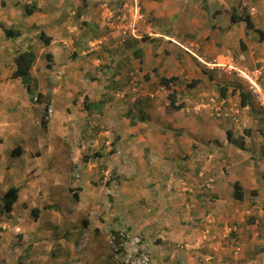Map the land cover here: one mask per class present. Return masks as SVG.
Returning a JSON list of instances; mask_svg holds the SVG:
<instances>
[{
	"label": "rangeland",
	"instance_id": "1",
	"mask_svg": "<svg viewBox=\"0 0 264 264\" xmlns=\"http://www.w3.org/2000/svg\"><path fill=\"white\" fill-rule=\"evenodd\" d=\"M10 1L12 5H7V8L11 9L15 7V0ZM44 1L47 6L56 3L54 0H41V3ZM108 1L102 2L106 4L100 12L98 3L90 12L95 18L99 15L100 23L90 20L94 19L93 16L88 18L90 23L78 20L80 9L72 15L75 22L71 32L78 36L79 27L86 39L82 43L75 39L64 47L69 57L81 59L72 68L77 76L73 74V77H61L55 81L63 88L68 83L74 85L70 99H67L71 104L65 102L67 96H64L61 109L58 107L55 116L53 114L55 132L42 122L34 127L35 107L32 114L16 111L11 115L10 121L21 120L23 131L30 135L54 133L60 139L55 140L50 148L40 147L49 151L45 159L54 155L57 162L53 167H49L48 162L42 163L43 166L39 164L37 192L27 201L30 205L18 204L21 209L28 210L26 221L22 215L17 225L11 223L15 217H8V211H2L4 202L0 203V264H122L123 261L139 264L145 258L148 264H217L218 254L227 261L225 254L229 252L224 249L231 246L232 260H236V264H242L239 258L243 253L248 256L256 250L264 258V163L262 168L256 167L257 186L247 189L242 200L235 198L232 182L235 178L228 175L235 166L234 174L237 172L240 177L243 172L245 164L240 162L247 159L249 153L242 151L245 147H240V143L243 142L244 129L252 126L245 127L240 123L241 133L237 132L239 136L231 142L233 149L219 150L217 157L213 148L215 144L207 143V135L221 131L211 128L206 122L207 118H219L216 113L213 115L214 104L209 103V99L217 96L222 86L238 92L239 76L235 72H226L227 67L223 65L215 67L216 61L225 62L224 54L210 58L204 55L208 63L197 57L198 50L203 51L207 43L205 35L200 39H189L188 45L181 44L183 37L177 23L181 14L165 18L154 15V7L158 8L169 0H152L154 13L149 16L145 14L143 0H139L141 16L127 34L124 33L125 26L115 21L120 5L115 6L114 0ZM132 1L126 7H130L129 10H125L131 18L136 8V2ZM174 4L186 9L196 6L198 10L190 19L195 31L200 29L203 32L213 22L211 10L204 9L206 0L185 3L176 0ZM5 5L0 0V8ZM54 20L51 15L48 26L43 29L50 32ZM149 22L155 30L176 35L181 41L171 36L152 34L147 28ZM18 26L19 22H16L14 27ZM38 29L39 35L42 29ZM216 38L220 41L215 40V48L222 45V38ZM8 39L13 45L20 43L15 38ZM31 48L40 56L38 63L41 61L39 66H42L46 59L43 53L47 49H43L40 37L37 42L33 41ZM214 57L218 58L212 59ZM213 66L215 69H211ZM173 75L178 79L168 89L162 85L160 77ZM199 75H206L208 80L203 84H210L209 87L193 84ZM53 78L55 80L57 76L54 74ZM68 79L71 81L67 82ZM132 79L137 83H132ZM172 89L177 91V103H185L180 110L169 108L168 94ZM85 96L89 101L104 99V107L89 113L83 106ZM2 98L0 91V100ZM42 99L48 101L46 104H52L46 96ZM114 101H119L122 107L115 109ZM255 106L264 124V111ZM27 111L31 113V110ZM67 114L74 116L72 121L58 122ZM130 115L136 118V123L144 116L143 122L148 125L145 130L151 131L150 134L146 135L143 129H135L136 132L129 135L136 139L124 141L122 133L127 131L128 124L124 123L123 117ZM152 125L154 127L150 128ZM258 130L264 131V127ZM255 131L252 127L249 133L253 135ZM209 140L217 139L211 136ZM12 143L18 144L11 140L5 142L9 146ZM253 144V149L248 148L255 160L252 162L250 158L249 161L256 166L258 158L254 153L257 155L259 152ZM259 147L264 152V139L259 141ZM40 154L39 150L36 155ZM260 158L264 161V156ZM206 165L215 171L221 168L224 176H229L224 181L218 179L223 187L219 194L213 188L208 189L207 180L200 179L199 172ZM34 174H29L28 179ZM214 180L216 182L217 178L207 183L212 184ZM36 207L43 213L34 220L31 212ZM71 230L77 233L73 239H69ZM112 231L117 233L112 234ZM32 232L34 236L31 238L29 233ZM219 232H224V236ZM242 232L247 236L248 250H244V242L238 237ZM257 240L262 244L261 250L260 245L256 247ZM220 241H223L222 245ZM123 243L125 252L118 253L115 245L120 247ZM215 243L220 248L217 246L216 249ZM132 255H135L133 260ZM227 262L234 264L233 261ZM259 263L264 264V259Z\"/></svg>",
	"mask_w": 264,
	"mask_h": 264
},
{
	"label": "crops",
	"instance_id": "2",
	"mask_svg": "<svg viewBox=\"0 0 264 264\" xmlns=\"http://www.w3.org/2000/svg\"><path fill=\"white\" fill-rule=\"evenodd\" d=\"M2 1V0H1ZM56 3L55 5L47 6V2L44 1V3H41V0H15V7L7 8V5L11 6L12 1L8 2V0H4L5 6H1L0 8V91L3 94V98L0 100V203H3L2 196L12 187H19V197L18 200L15 202L13 210L8 212V217L14 216V221H11L13 224H18L17 221H19L20 216H24V220L26 221V211L18 207V204L21 205H30V202H27L29 199H32L33 195L38 190V182L37 178L39 175L36 174L39 168V164L45 165L47 162L49 167H53L56 164V159L54 155L48 156L47 159H45L46 152L48 153V149L43 150L40 148L42 145L44 147H52L54 146L55 140L59 141V137L54 135V133L49 134L47 136H40L39 134H28L26 131H23V127H21L22 121L17 119L16 121L11 122L12 114H14L16 111H18L20 114H32V110L35 107L36 115H34V127H38L41 124L42 117L47 109V102L45 99H42L43 96H46L49 101L52 102V109L54 114L58 111V107H60V104H64V96H67L66 103L71 104V101H67V99H70V92L74 88V85L71 83H68V86L63 88L60 84H57L59 78L61 77H73L77 76L76 70L72 69L76 66V62L78 63V59H73L68 56V52L64 49V47H67L70 43V41H75V39L78 40L79 43H82V40L86 39L85 34L82 32V30L78 27L79 35L75 36L70 30L72 28V24L75 22V17L73 18L72 15L80 9V15H78V20H81L85 24V21L90 23V20L96 22V20L100 23L102 20L99 18V15L95 18L93 14L91 15L90 12L93 11L95 6H97L96 3L99 4L100 8L98 12L101 11L102 6L106 3H102L104 0H86V2H79V0H54ZM115 6H118L119 8L116 11L115 21H119L120 25L129 27V25H132L131 17L128 12L125 10L128 5H130L133 1L132 0H114ZM176 0H169L166 4H162L161 6L154 7V1L152 0H143L145 8V14L146 15H154L156 17L165 18L167 16H173L176 13L181 14L179 15L177 23L181 32L182 43L188 45L190 43L189 39L196 38L200 39L201 35H205L206 41L205 46L203 48V51L198 50V54L196 53L197 57L201 58V60L206 61L205 63H208V58L204 57V55L208 56L209 58L214 56L215 54H219L223 56L224 61L226 62V65H238L239 67L244 68H259L262 72V75L264 77V39H261L260 30L264 31V0H222V2H219L218 0H206V6L205 10L210 9L212 14L213 22L211 25L207 27V29H204L202 32L200 29L198 31H195V27H193V22L190 21L191 18L194 17L195 13L198 9H196V6H188V9L186 7H176L175 3ZM184 3L190 2L191 0H181ZM213 1V2H212ZM111 2L110 0L108 1ZM10 3V4H9ZM29 4L33 9L32 14H28L26 12V5ZM44 4V6H43ZM124 8L122 9V5ZM113 5V4H112ZM83 6V8H82ZM156 9L154 10L153 9ZM208 8V9H206ZM76 9V10H75ZM154 10V12H153ZM119 11H123L119 13ZM222 13H220V12ZM246 12L245 15H249L251 18V21L254 25L253 28L247 27V22L245 20H237L234 21L232 18V14L236 13L242 17L243 12ZM98 13L97 11H95ZM216 12V13H215ZM6 13H9L7 15ZM58 13V14H57ZM54 16V22L52 23L51 31L48 32L46 29H43L44 26L47 25V21L49 22L50 16ZM94 17L90 18V17ZM90 18V20L88 19ZM218 19H220V22H218ZM101 20V21H100ZM19 22L18 27H14L15 23ZM104 22V21H103ZM83 23L81 25H83ZM97 23V22H96ZM50 25V24H49ZM152 24L149 22L147 28L148 31L152 32V34L155 35H163L165 37H175L179 42L181 39H178L176 35H169L162 33L161 30L154 29L151 27ZM176 26V24H175ZM76 27V25H75ZM132 26H130L128 29H130ZM206 28V26H203ZM41 28L45 33L49 36H51V42L48 45H45L43 43V49H47L44 51L43 54H46V51H50L53 54V66L52 68H48L47 66V59H45L42 62L38 63V58L40 57L36 52V59L35 62L30 70L31 76L36 82V84L33 86L34 91L29 92L26 88V85L23 83L22 79L20 77H13V72L16 70V56L18 52L30 49L32 47L33 41H38V33L39 29ZM94 28H97L96 25H94ZM145 28V25H144ZM9 29H13L16 32H19L20 34L18 36H7L6 32ZM133 29V27H132ZM135 30V29H134ZM129 31V30H128ZM154 31V32H153ZM41 32V31H40ZM156 32V33H155ZM240 32V34H239ZM35 33V35H33ZM239 34V37L237 38L236 35ZM259 35V36H258ZM34 36V37H33ZM216 36H219L221 39V44L217 48L214 47L215 40H219L216 38ZM32 37L34 38L32 40ZM37 37V38H36ZM8 38H15L20 43H16L13 45L12 42H10V39ZM220 41V40H219ZM189 42V43H188ZM188 43V44H186ZM24 44V45H23ZM204 44V43H203ZM46 57V56H45ZM218 57H214L212 59H216ZM204 58V59H202ZM81 59V58H80ZM210 59V60H212ZM210 67V66H209ZM60 72V73H59ZM228 73L233 74L231 70H228ZM51 74V77L49 75ZM54 74L57 76V78H53ZM169 77V76H167ZM200 84L209 87L210 84H203L207 83L208 80L206 78V75H199L198 78ZM56 81V82H55ZM71 80L68 79L67 82H70ZM215 81V79H214ZM212 81V82H214ZM65 89V92H63ZM61 92L63 93V96H61ZM226 106L230 107L232 103L234 102H240V97L238 95V92H232L231 88H228L227 95H226ZM66 105V104H65ZM113 107L116 109V107H122L121 103L119 101L113 102ZM61 109V107H60ZM27 110H31V113ZM62 110H65L62 108ZM10 111H13V113H10ZM38 112H40L38 114ZM120 111L119 113H121ZM34 114V113H33ZM54 116L51 115L49 120L46 123H42L43 125H46L52 132H55V125H53ZM72 114H67L66 116L63 115V117L58 122L66 121H72L73 119ZM262 116L259 115V112L256 110V106L254 107L253 103L247 104L246 106H243L241 109V112L239 114L238 118H207L206 122L208 125L211 126V128H215L217 130H221L219 132H212L209 136L207 135V143L208 144H215L214 147V154L217 157V152L219 150H228L233 149V141L235 140H229L228 135L229 133L232 134V137L236 138L239 136L237 132L241 133L240 130V123H244L245 127L252 126L255 134H250L249 130H252V127L244 129V134L242 136L243 143L245 149L242 151L248 152L249 156H247V159L241 161L240 163L245 164L244 169L241 172V176L239 177L236 172L234 174V168L228 172V175L233 176L235 179L232 181L235 183L236 181L241 184L244 191V196L247 189H253L258 184V174H257V166L259 165L260 168H262V164L264 163L263 159L260 157L264 156V152L259 147V141L261 139H264V131H259V127L262 129L264 127L263 120H261ZM124 123L128 124L127 131L122 133V138L124 137V141L127 140L131 141V139H136V137H130V133H135V129H143L144 133L146 135H149L151 131H146L145 128L148 129V125L146 122L139 121L134 125L130 124V117H123ZM239 120V122H238ZM15 122V123H14ZM57 122V123H58ZM56 123V124H57ZM18 125V128L16 129V126ZM119 127V126H118ZM154 127L153 125L150 127ZM123 129V128H122ZM141 135L140 131H138ZM155 134H157V131H154ZM215 137L216 141H210V137ZM192 137H197L195 135H192ZM8 140L18 142V144L12 143L11 146L6 145L5 142ZM232 142V143H231ZM253 142L255 143L257 147V152L259 154L254 155L258 158L256 160L257 165L250 163L251 155V149L254 146ZM46 143V144H45ZM20 145L22 147V153L20 155L13 156L11 154L12 150ZM250 147L251 149H249ZM176 148V147H174ZM211 148V147H210ZM40 150V155L37 156L36 154ZM250 151V152H249ZM261 152V153H260ZM247 153V154H248ZM52 154V153H51ZM54 157V159H53ZM245 157V156H244ZM17 159V161L15 160ZM62 159L66 161L64 154H62ZM252 162H254L255 157L251 158ZM15 160V161H14ZM56 161V162H55ZM218 163V162H217ZM239 164V163H238ZM236 164V165H238ZM41 165V166H43ZM203 170L199 172V176L201 180H207L206 185L210 188H213V191L219 194L221 189L223 188L218 183V179L221 181H224L225 179H229V176L225 175V172L220 168L217 169V171L212 170V168L202 167ZM35 172V176L28 179L29 174H33ZM213 172V175L217 178V181L209 184L207 183L210 180L215 179L213 175H211ZM228 176V177H227ZM262 176V175H261ZM204 178V179H203ZM213 185V186H212ZM40 187V186H39ZM31 189V190H30ZM234 190V187H233ZM212 191V189H211ZM224 209H222L223 211ZM50 212V211H48ZM43 211L39 213V216ZM52 213V212H51ZM38 216V218H39ZM37 218V219H38ZM17 219V220H16ZM31 219V218H30ZM34 219V218H33ZM34 219V220H37ZM216 220L215 218H212ZM72 231V230H71ZM70 232V231H69ZM68 232V233H69ZM218 233V232H217ZM221 235L224 232H219ZM29 237L34 236V232L29 233ZM177 234V233H176ZM175 234V235H176ZM225 234V233H224ZM223 234V236H224ZM71 237L69 239H73L77 236V233L72 231L70 232ZM175 235L173 237H175ZM37 237V235H35ZM240 240H242L244 243V250H248V239L247 236L243 235L242 233H239ZM42 236L39 238L41 239ZM174 240H176L174 238ZM254 241V240H252ZM256 247H258L261 242L259 240L255 241ZM219 244H223V241H220ZM219 244L215 243L213 244L214 247L217 249V246L220 248ZM242 245V246H243ZM262 245V244H261ZM261 245L259 246V250H261ZM223 247V246H222ZM232 248V246H231ZM231 248L227 247L225 256L227 258V261H233L234 264L237 263L236 260H232L233 256L231 253ZM235 248V247H233ZM260 252V251H259ZM257 250L254 252H249L250 255L245 256L243 253L240 256V260L242 264H251L253 262L259 263L262 259H264L261 256V252L259 253ZM216 254L217 251H216ZM234 254H237L234 253ZM264 253L262 252V255ZM235 259H238L236 255H234ZM218 261V262H217ZM225 258H223L221 255L218 254V259L216 260L217 264H230L227 261H225ZM235 261V262H234ZM244 261V262H243ZM260 264V263H259Z\"/></svg>",
	"mask_w": 264,
	"mask_h": 264
},
{
	"label": "trees",
	"instance_id": "3",
	"mask_svg": "<svg viewBox=\"0 0 264 264\" xmlns=\"http://www.w3.org/2000/svg\"><path fill=\"white\" fill-rule=\"evenodd\" d=\"M81 1L82 2H86V0H81ZM2 3H3V5L5 4L4 0H2ZM33 11H34V9L29 4H27L26 5V12L28 14H32ZM78 15H80V13ZM78 15H77V17H78ZM232 18H233L234 21H237L239 19L245 20L247 22L248 29L254 27L249 15H245L244 17H242V16H240V15H238L236 13H233L232 14ZM259 32L261 34V39H264V31L260 30ZM6 33H7L6 35L8 37L9 36H18L20 34L19 32H16L13 29H9ZM39 37L43 41V43L45 45L50 44L51 36L47 35L45 33V31L42 30L40 32V34H39ZM136 54L139 56L140 50ZM45 56H46V59H47L48 68H52L53 62H54L53 54L51 52H47L45 54ZM35 59H36V52L32 48L24 50V51H21V52H18V54L16 56V59H15L16 70L13 72V77H20L22 79L23 83L26 85V88H27V90L29 92H33L34 91L33 86L36 84V82L34 81V79L31 76V73H30V70H31V68H32V66H33V64L35 62ZM177 79H178V76H174V75L170 76V77L161 76L160 77V82L166 88L171 89L172 84L174 82H176ZM193 81H194L193 84L194 83H198L199 79H194ZM227 91H228L227 88L222 86L220 88L221 96L226 97ZM232 92H235V90H232ZM239 94H240V97H241V104L243 106L247 105L249 103V101H250L249 94L244 92L243 90H240ZM168 98H169V108L170 109L180 110V109H182L185 106L184 102L177 103V91L174 90V89H172V91L168 94ZM104 105H105V100L104 99L90 100L89 101L88 97L85 96L84 100H83L84 109L86 111H88L89 113L92 110H101L104 107ZM129 117H130V123L131 124H136V118H134L133 115L132 116L130 115ZM145 119L146 118L144 116H141L139 118L140 121H145ZM228 138H229V140H234V138L232 137V134H230V133L228 135ZM240 147L244 148V143L243 142L240 143ZM21 153H22V147L20 145L16 146L11 152V154L13 156L20 155ZM252 192L254 193V190ZM75 195L77 197L76 193H75ZM234 196H235V198L240 199V200H242L244 198L243 187L237 181L234 183ZM18 197H19V187H12L8 191H6V193L1 198L2 201L4 202V208H2V211L10 212L13 209V206H14L15 202L18 200ZM39 213H40V209L39 208H34L32 210L33 218L37 219L38 216H39ZM113 233H117V231H112V234Z\"/></svg>",
	"mask_w": 264,
	"mask_h": 264
},
{
	"label": "built area",
	"instance_id": "4",
	"mask_svg": "<svg viewBox=\"0 0 264 264\" xmlns=\"http://www.w3.org/2000/svg\"><path fill=\"white\" fill-rule=\"evenodd\" d=\"M134 1L136 2V8H135V12L133 13L132 20H131L132 24L134 23V21L136 22L138 18L141 16L139 13V0H134ZM128 30H129L128 27H125L124 33L127 34ZM237 73L246 81L247 89L250 91L253 98L257 102H260L262 106H264V87L261 83V74H262L261 70L258 68L256 69L237 68ZM131 82L137 83L135 79H132ZM151 95L153 96V94ZM210 102L214 104L212 109L215 110L217 115H220L221 114L220 111L222 110V106H224L225 104V100L224 99L218 100L215 97H210L209 103ZM52 112H53V109L51 106H49L43 115V120L48 121L52 115ZM238 112H239L238 110L237 112L235 111L236 114H238ZM143 262L147 263V258H145V261L143 260Z\"/></svg>",
	"mask_w": 264,
	"mask_h": 264
},
{
	"label": "clouds",
	"instance_id": "5",
	"mask_svg": "<svg viewBox=\"0 0 264 264\" xmlns=\"http://www.w3.org/2000/svg\"><path fill=\"white\" fill-rule=\"evenodd\" d=\"M131 20H132V18H131ZM134 23H135V21H134ZM134 23L132 24V27H133V25H134ZM131 26V25H130ZM131 27V28H132ZM129 28V27H128ZM222 63H224V64H222ZM214 65H215V67H221L222 65V67H227V69H226V72H228V70H231L232 72H235L236 74H237V76H239V78H240V88H239V90H238V92L240 91V90H243L244 92H246V93H248L249 94V97H250V101H249V103L248 104H250V103H253V104H256V105H258V107H260L263 111H264V106H262L261 104H260V102H257L254 98H253V96L251 95V93H250V91L247 89V86H246V81L240 76V75H238V73H237V68H244V67H239L238 65H226V62H220V61H216V63H214ZM215 67L213 66L211 69H215ZM248 69H256V68H248ZM259 69V68H258ZM261 83H262V85H263V87H264V77H263V75L261 74ZM227 90H228V88H227ZM236 91V90H235ZM219 94H217V96H215V98L216 99H218V100H221V99H224L225 100V104H224V106H222V110L220 111V115H217L216 114V117H219V118H221V117H226V118H238L239 117V114H240V112H241V109H242V107H243V105L241 104V97H240V102H234V103H232L231 104V106L230 107H227L226 106V98L225 97H223V96H221V94H220V92H218ZM151 95V94H150ZM240 95V94H239ZM152 96V95H151ZM211 97H213V96H211ZM49 106H52V104H47V108L49 107ZM246 106V105H245ZM237 110L239 111L238 112V114H236L235 113V111L237 112ZM215 111H214V113H213V115H215ZM53 115V114H52ZM41 122L42 123H46L47 121H44L43 120V117H42V120H41ZM211 181H213V180H210V182ZM74 195H75V193H74ZM76 196V195H75ZM14 207V206H13ZM36 208H38V207H36ZM34 209V208H33ZM32 209V210H33ZM40 210H41V208H39ZM13 210V209H12ZM11 210V211H12ZM32 213V212H31ZM84 223H86V221L84 220ZM127 240V239H126ZM127 241H129V240H127ZM114 242V241H113ZM78 243H79V241H78ZM124 243H125V241H124ZM124 243L122 244V246H116L115 245V249H116V251L118 252V253H121V252H125L124 251ZM137 252H139V248H138V250H137ZM141 255V254H140ZM140 257V256H139ZM133 259H135V255H132V260ZM122 264H129L128 262H122ZM139 264H147V263H144V262H139ZM251 264H253V263H251Z\"/></svg>",
	"mask_w": 264,
	"mask_h": 264
}]
</instances>
